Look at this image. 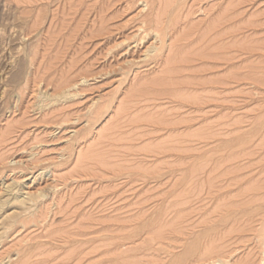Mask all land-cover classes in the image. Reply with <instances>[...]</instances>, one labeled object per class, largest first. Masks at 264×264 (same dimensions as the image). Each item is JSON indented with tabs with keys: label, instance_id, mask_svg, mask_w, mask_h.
<instances>
[{
	"label": "rangeland",
	"instance_id": "rangeland-1",
	"mask_svg": "<svg viewBox=\"0 0 264 264\" xmlns=\"http://www.w3.org/2000/svg\"><path fill=\"white\" fill-rule=\"evenodd\" d=\"M146 1L0 0V264H235L258 248L264 0H168L167 13ZM158 7L182 18L156 34L164 43ZM174 42L195 58L162 88ZM151 44L167 45L158 62ZM205 239L221 255H199Z\"/></svg>",
	"mask_w": 264,
	"mask_h": 264
},
{
	"label": "bare ground",
	"instance_id": "bare-ground-1",
	"mask_svg": "<svg viewBox=\"0 0 264 264\" xmlns=\"http://www.w3.org/2000/svg\"><path fill=\"white\" fill-rule=\"evenodd\" d=\"M142 1H143V0H142ZM153 1H157V2H158V4L154 2L153 4H155V5H156V4L159 5V4L162 3V2H160L161 0H147V1H146V5L148 6V2L151 3V2H153ZM163 1H164V0H163ZM167 1H168V0H166V2H163V4H165L166 6L163 5V4H161V5H163V7L165 6L164 8H166V7H170L169 4H167ZM173 1H175V0H173ZM173 1H172V3H173ZM179 1H180V0H179ZM179 1L177 0L178 5L180 4ZM159 2H160V3H159ZM180 2H181V1H180ZM184 2H185V1H184ZM181 3H182V2H181ZM153 4H152V5H153ZM175 4H176V1H175ZM175 4H174V5L171 4V5L174 6V8H173V6H171V7H172L174 10H176V9L178 10V8H175V6L177 5V4H176V5H175ZM178 5H177V6H178ZM177 6H176V7H177ZM182 6H184V5H182ZM155 7H157V6H155ZM159 7H160V6H159ZM159 7H158V11H159V12H155L156 15H155L154 17H153V15H152V18H151L149 14H148L149 16L146 15V17H149V19L151 18V19L149 20V22H150V25L153 27V28L151 27V28L153 29V31H155V30H156V31L160 30L159 32L155 33V35H156V34H160V32H162V31H163V32H162L161 34L164 35V32H165V35H167V34H169V30H168L167 34H166V30H167V29H170V27H171L170 24L173 22V20H174L176 17H175V18L173 17V14H174V13H173L172 16L168 15V16H169V19H168V16H167L166 13H167V11H169L170 9L168 8V9H169V10H168V9L166 8V11H165L166 13H164V15H165L164 17H167L168 20H167V19H166V20L168 21V23H167V25L164 26L163 24H164L165 22H163V21H164L165 19H164V17L162 16V14H163L162 11H163V10H161V13H160V10H159L160 8H159ZM161 7H162V6H161ZM171 7H170V8H171ZM178 7H179V6H178ZM184 8H185V7H184ZM162 9H163V8H162ZM182 9H183V8H182ZM155 10H156V9H155ZM164 10H165V9H164ZM179 10H180V7H179ZM156 11H157V10H156ZM171 11H173V10H171ZM183 11H185V10H183ZM153 12H154V9H153ZM153 12H152V13H153ZM155 13H153V14H155ZM177 13L180 14L178 11H177ZM177 13H176V14H177ZM182 13H183V12H182ZM178 14H177V15H178ZM182 15H183V14H182ZM161 17H163V18H161ZM179 18H181L180 15H179ZM161 19H164V20H161ZM177 19H178V18H176V21H178ZM181 19H182V18H181ZM181 19H179V21H180ZM142 21H143V20H142ZM145 21H146V20H145ZM161 21H162L163 23H162ZM167 21H166V22H167ZM179 21H178V23H179ZM181 21H182V20H181ZM160 22H161V24H160V26H159V23H160ZM142 23H144V22H142ZM146 23H147V22H146ZM184 23H187V22L184 21ZM184 23H183V24H184ZM165 24H166V23H165ZM173 24H177V22H175V20H174V23H173ZM180 24H181V23H180ZM162 25H163V27H161ZM171 25H172V24H171ZM178 25H179V24H178ZM144 26H146V25L144 24ZM147 26L149 27L148 24H147ZM147 26H146V28H147ZM141 27H143V24L140 26V28H141ZM154 27H156V28H154ZM159 27H160V28H159ZM172 27H173V26H172ZM172 27H171V28H172ZM149 28H150V27H149ZM164 28H165V29H164ZM173 28L175 29V27H173ZM178 28H179V27H178ZM197 28H198V27H197ZM143 29H144V28H143ZM154 29H155V30H154ZM163 29H164L165 31H164ZM174 29H173V30H174ZM176 29H177V28H176ZM176 29H175V30H176ZM188 29H189V28H188ZM191 29H192V28H191ZM195 29H196V28H195ZM141 30H142V29H141ZM151 31H152V30H151ZM170 31H171V30H170ZM195 31H196V30H195ZM144 32H145V31H144ZM175 32H176V31H175ZM175 32H174V34H175ZM190 32H192V30H191ZM197 32H198V31H196V33H197ZM150 33L152 34V32H150ZM153 33H154V32H153ZM183 33H184V32H183ZM183 33H181V34L183 35ZM198 33H199V32H198ZM146 34H147V33H146ZM170 34H171V33H170ZM193 34H195V33H193ZM193 34H192V35H193ZM199 34H200V33H199ZM152 35H153V34H152ZM165 35H164V37H166ZM187 35H188V37H186ZM195 35H196V34H195ZM200 35H201V34H200ZM203 35H204V34H203ZM147 36H148V35H146V36L144 35V37H142V39H139V41H140L141 43H143V40L145 41V39L147 38ZM157 36H160L159 38H160L161 41L164 43V41L162 40V39H164V38H162L161 35H156L155 37L157 38ZM171 36H172V35H171ZM179 36L182 37V39L184 38L183 40L179 38V40L181 41V43H182V41H185V39H187V38L190 40V44H191V42L193 41V40L191 41V39H193V38L190 37V34H187V33H186V36H185V34H184V37L181 36V35H179ZM196 36H197V35H196ZM185 37H186V38H185ZM197 37H198V36H197ZM190 38H191V39H190ZM147 39H148V38H147ZM165 39H166V38H165ZM176 39H177V38H176ZM204 39H206V38H204ZM141 40H142V41H141ZM177 40H178V39H177ZM177 40H175V41H177ZM189 40H186V41L189 42ZM206 40H207V39H206ZM157 41H158V40H157ZM186 41H185V42H186ZM194 41H195V40H194ZM194 41H193V42H194ZM204 41H205V40H204ZM204 41H203V42H204ZM185 42H184V43H185ZM193 42H192V43H193ZM201 42H202V41H201ZM201 42H200V43H201ZM136 43H137V42H136ZM145 43H146V42H145ZM177 43H178V41H177ZM179 43H180V42H179ZM184 43H183V44H184ZM160 44H161V43H160ZM165 44H166V43H165ZM183 44H182V45L180 44V47H179V44H178V47L180 48V50H179L178 47H177L178 49L176 48V44H175V42H174L175 49H176L175 51H174V48L172 49V47L170 46V47H171V48H169L170 51H171V49H172V51H174V52L171 53V55L167 57V59H166L167 61L165 62L166 65L164 64V67H165V68L163 67L164 69L162 68V70H161L162 72H165V74H166L167 76H166V77H163V74H161L163 78H162V77H158L157 79H155V81H156V80H157V81H156V82L154 81L153 84H155V83L158 82V84L160 83V84L162 85V88H163L164 86L166 87L167 84H170V81H171V84H172V78H173V77H176L177 80H178V76H180L178 73H177L178 76H175V73H176V71L178 70V68H180V69L182 70V68H181V64H182V66H183V68H184V67H185L184 65H185L186 63L188 64L189 61H190V60L188 59V57L193 56V57H191L190 59L195 58L193 54H192V55H188V54H189L188 52H191L192 49H193V47H192V49L190 48L191 51L186 52V51L183 49V48H185ZM185 44H186V47H188V43H185ZM197 44H198V43H197ZM172 45H173V43H172ZM192 45H193V44H192ZM198 45H199V44H198ZM198 45H197V47H198ZM200 45H201V44H200ZM141 46H142V45H141ZM139 47H140V45H139ZM158 47H159V48H158ZM158 47H157V44H156V48L154 47V45L152 46V44H151L150 48L147 47V48H148V49H147L148 52L145 53V54H147V55H145V56H146V59H145V60H148V59L151 60V58L154 59V56H155V55H156V56H155V59H156L157 56H160V54L158 55L157 52L159 51V53H160V49H162V51H163V50L167 47V45H165V47H164V45H163L164 48L162 47V45H158ZM161 47H162V48H161ZM194 47H195V45H194ZM203 47H204V44H203ZM181 48H182V49H181ZM195 48H196V47H195ZM195 48H194V50H195ZM199 48H200V47H199ZM139 49H140V48H139ZM147 50H146V51H147ZM197 50H198V49H197ZM201 50H202V49H201ZM204 50H205V49H204ZM162 51H161V54H162ZM202 51H203V50H202ZM153 52H155L156 54H155V55H154V54L151 55V53H153ZM164 52H165V51H164ZM164 52H163V53H164ZM192 52H193V51H192ZM192 52H191V53H192ZM203 53H204V52H203ZM168 54H169V53H168ZM197 54H198V53H197ZM197 54H196V58H197V57L200 58V56L203 55V54L200 53L201 55H200V56H197ZM163 55H164V54H163ZM163 55H162V56H163ZM150 56H152V57L149 58ZM202 57H203V56H202ZM202 57H201V59H202ZM147 58H148V59H147ZM162 58H163V57H162ZM155 59H154V60H155ZM157 59H158V58H157ZM157 59H156V61H157ZM145 60H144V61H145ZM149 60H148V61H149ZM158 60H160V59H158ZM163 60H165V59H163ZM184 60H186V61L189 60V61L186 62V61H184ZM197 60H199V59H197ZM148 61H147V62H148ZM151 61H153V60H151ZM156 61H155V62H156ZM181 61H184V65H183V63H182ZM191 61H192V63H193L194 59H192ZM191 61H190V62H191ZM157 62H158V61H157ZM180 62H181V63H180ZM185 62H186V63H185ZM192 63H191V64H192ZM159 64H160V62H159ZM162 65H163V64H162ZM179 65H180V67H179ZM188 65H189V67H190V64H188ZM189 67L186 65L185 68H189ZM184 70H185V69H184ZM184 70H183V71H184ZM187 70H188V69H187ZM179 71H180V70H178V72H179ZM179 73H180V72H179ZM183 73H184V72H183ZM177 74H176V75H177ZM180 74H181V73H180ZM170 75H171V76L173 75V77H171ZM184 75H185V74H184ZM182 79H183V78H182ZM174 80H175V78H174ZM177 80H176V81H177ZM176 81H175V82H176ZM179 81H181V80H179ZM179 81H178V82H179ZM175 82H174V84L178 83V82H176V83H175ZM179 84H180V83H179ZM161 85H160V86H161ZM172 86H173V85H172ZM172 86H171V87H172ZM180 86H181V84H180ZM188 86H189V85H188ZM197 86H199V85H197ZM201 86H202V85H201ZM142 87H143V86H142ZM150 87H152V86H150ZM155 87H156V86H155ZM165 87H164V88H165ZM173 87H174V86H173ZM193 87H194V86H193ZM146 88H147V87H146ZM156 88H157V87H156ZM158 88H159V86H158ZM169 88H170V86H169ZM189 88H190V87H188V89H189ZM143 89H144V88H143ZM143 89H140V90H143ZM151 89H152V88H151ZM153 89H155V88H153ZM153 89H152V90H153ZM160 89H161V88H160ZM160 89H159V92H160ZM173 89H174V88H173ZM177 89H178V88H177ZM140 90H139V91H140ZM168 90H169V89H168ZM168 90H167V91H168ZM175 90H176V89H175ZM144 91H146V89H145ZM144 91H142V92H144ZM147 91H148V89H147ZM161 91H162V89H161ZM163 91H164V90H163ZM169 91H170V90H169ZM140 92H141V91H140ZM154 93H155V92H154ZM165 93H166V92H165ZM143 94H144V93H143ZM143 94H141L142 98H143V96H144ZM145 94H146V93H145ZM152 94H153V93H152ZM158 94H159V93H158ZM166 94H167V93H166ZM149 95H150V94H149ZM139 96H140V95H139ZM144 97H145V96H144ZM139 98H140V97H139ZM133 101H134V100H133ZM124 112H125V111H124ZM96 114H97V113H96ZM101 114H102V113H101ZM97 115H98V117H99L100 114H97ZM259 128H260V127H259ZM259 128H257V129H259ZM260 129H261V128H260ZM256 131H257V130H256ZM262 131H263V129H262ZM262 131L259 130L258 132L261 133ZM254 132H255V130H254ZM258 132H257V134L255 133L257 136H258V134H259ZM252 133H253V132H252ZM253 135H254V134H253ZM260 135H261V134H260ZM240 139H241V138H240ZM241 140H243V139H241ZM243 141H244V140H243ZM238 142H239V141H238ZM250 142H251V141H250ZM263 142H264V141H263ZM237 144H238V143H237ZM242 144H243V143H242ZM244 144H245V142H244ZM246 144H248V143H246ZM261 145H262V144H261ZM262 146H263V145H262ZM244 147H245V146H244ZM259 147H260V146H259ZM238 148H239V145H238ZM246 148H247V147H246ZM253 148H254V146H253ZM261 148H262V147H261ZM263 148H264V147H263ZM241 149H242V148H241ZM247 149H248V148H247ZM249 149H250L251 151H253L255 148H254V149H251V147H250ZM235 150L238 151L239 149H238V150L235 149ZM235 150H234V151H235ZM242 150H244V149H242ZM255 150H257V149H255ZM261 150H262V149H261ZM245 151H246V150H245ZM262 151H264V150H262ZM262 151H261V152H262ZM239 152H240V151H239ZM239 152H238V154H239ZM261 152H260V153H261ZM234 153H235V152H234ZM234 153H233V154H234ZM242 153H243V152H242ZM248 153L251 154V152H248ZM252 153H253V152H252ZM257 153H258V152H257ZM240 154H241V153H240ZM244 154H245V153H243V155H244ZM249 154H248V155H249ZM234 155H235V154H234ZM236 155H237V154H236ZM236 155H235V157H237ZM243 155H242V156H243ZM246 155H247V154H246ZM246 155H245V156H246ZM251 155H252V154H251ZM251 155H250V156H251ZM231 156H232V154H231ZM245 156H244L245 160H244L242 157L239 156L240 158H242V159L244 160V163H245V161H246V157H245ZM250 156H249V157H250ZM253 156H254V155H253ZM253 156H252V157H253ZM257 156L259 157V153H258ZM260 156H261V155H260ZM252 157H250V160H251ZM254 157H256V156H254ZM262 157H263V156H262ZM220 158H221V157H220ZM222 158H223V157H222ZM240 158H239V159H240ZM263 158H264V157H263ZM224 159H225V158H224ZM227 159L230 160L229 156H228ZM255 159H256V158H255ZM243 160H242V161H243ZM232 161H238V160H236V158H234V160H232ZM251 161H252V160H251ZM263 161H264V160H263ZM248 162H249V161H247L246 163H248ZM252 162H253V161H252ZM259 162H261V161H259ZM236 163H237V162H236ZM261 163H263V162H261ZM249 164H250V163H249ZM252 165H253V164H252ZM255 165H256V164H255ZM257 165H258V164H257ZM259 165H260V163H259ZM241 166H242V165H241ZM246 167H249V166L247 165ZM252 167H254V166H252ZM238 168H240V167H238ZM238 168H237V169H238ZM242 169L244 170V167H243ZM247 169H248V168H246L245 170H247ZM256 169H257V168H256ZM256 169H255V170H256ZM245 170H244V171L241 170L242 173H243V172H246ZM248 170H249V169H248ZM248 170H247V171H248ZM237 171H238V170H237ZM251 171H252V170H251ZM261 171H262V170H261ZM255 172H257V171H255ZM255 172H253V173H255ZM238 173H241V172L238 171ZM242 173H241V174H242ZM246 173H247V172H246ZM258 173H259V172H258ZM258 173H257V174H258ZM250 174H251V172H250ZM257 174H256V175H257ZM261 174H263V173H261ZM236 175H238V174H236ZM239 175H240V174H239ZM248 176H250L249 173H248ZM248 176H247V177H248ZM262 176H263V175H262ZM242 177H243V174H242ZM242 177H241V178H242ZM232 178H233V176H232ZM232 178H231V179H232ZM234 178H235V177H234ZM237 178H238V176H237ZM237 178H236V179H237ZM239 178H240V177H239ZM239 178H238V180L241 181V178H240V179H239ZM249 178H250V177H249ZM249 178H248V179H249ZM263 178H264V177H263ZM242 179H243V178H242ZM246 179H247V178H246ZM248 179H247V180H248ZM261 179H262V178H261ZM249 180H250V179H249ZM230 181H231V180H230ZM235 181H236V180L233 181V179H232V182H233V183H234ZM237 182H238V181H237ZM243 182H244V181H243ZM245 182H246V181H245ZM255 182H256V180H255ZM240 183H241V182H240ZM248 183H249V181H248ZM248 183H247V184H248ZM252 183H253V182H252ZM252 183H251V184H252ZM230 184H231V183H230ZM237 184H238V183H237ZM243 184H244V183H243ZM233 185L235 186V184H233ZM249 185H250V184H249ZM253 185H255L256 188L259 187L258 185H261V186H262V184H257V185H256V184H252V187H254V188H252V187L249 188V186H248V188H246V190L249 189V192L252 193V192H251V191H252L251 189H253V190L255 189V191H258V190H260V188H263V187H259L258 189H256L255 186H253ZM242 186H243V185H242ZM242 186H241V187H242ZM245 186H246V185H245ZM257 186H258V187H257ZM237 187L239 188V186H237ZM239 189H240V188H239ZM261 190H262V189H261ZM263 190H264V188H263ZM14 191H15V190H13V192H14ZM13 192H12V190L9 191L10 194H12ZM15 192H16V191H15ZM18 192H19V191H18ZM20 192H21V190H20ZM249 192H247V194H250ZM259 192H262V191H259ZM259 192H256V193H255V192L253 191L252 194H254V196H256L255 199H256L257 197H259V196H257V195H260V194H261V193H259ZM16 193H17V192H16ZM16 193H13V194L15 195ZM239 193H240V192H239ZM241 193H242V191H241ZM257 193H258V194H257ZM7 194H8V192H7ZM10 194H8V195H9L8 198H10V196L13 195V194H12V195H10ZM24 194H25V193H23V194L18 193L16 196H14V197L12 196L11 199H8V198H7V199H8V204H9L10 202H12V203H16V204H17V203L28 204V203H29L28 201H31V200H32L31 202H34L33 199H32L33 197L30 196L29 193H27V196H25ZM31 194H32V193H31ZM247 194H246V197L248 198V195H247ZM36 195H37V194H36ZM261 195H262V194H261ZM34 196H35V194H34ZM39 196H40V195H39ZM238 196H239V194H238ZM250 196H253V195L250 194V195H249V199H250ZM260 197H261V196H260ZM244 199H245V197H244ZM249 199H248L247 201H249V202L251 203V200H249ZM255 199H254V197H252V200H255ZM257 199H258V201H259V199L261 200V198H257ZM257 199H256V201H257ZM34 200H35V199H34ZM35 201H36V200H35ZM1 202H2V201H1ZM4 202H6V200H5ZM259 202H260V203H257V202H256V203H257V206H253V205H255V203L252 201V203H254V204L251 205V206L253 207V209H254V207H255L256 210H257V207H258V211L255 212V213H256L257 215H260V216H258V217H262V219H260V221H259V220L257 219L258 217L256 216L257 218H256V217H255V218H256L257 221H255V220H254V219H255L254 217H250V220H251V218H252V219L254 218L253 220H254L255 222H260V223H261V228H262V229L259 231V233H258L257 236H256V237L259 238V240H258V243H260L259 246H258L259 249L257 248V249H258V250H257V249L255 248L256 251H254L253 247H251V248L253 249V252H252V249H251V252H252V253H250L252 256L249 255V256L246 257L245 259H242V260L239 261V262L237 261V263H235V264H264V200H263V196H262V203H261V201H259ZM12 203H11V204H12ZM245 203H246V202H245ZM252 203H251V204H252ZM4 204H5V203H4ZM6 204H7V202H6ZM6 204H5V205H6ZM16 204H15V205H16ZM248 204H249V203L246 204V207L248 206ZM19 205H20V204H19ZM21 205H22V204H21ZM12 206H13V205H12ZM23 206H24V205H23ZM28 206H29V205H28ZM30 206H31V205H30ZM32 206H33V205H32ZM243 206H244V205H243ZM236 207H237L236 209H238V207H239V206H237V203H236ZM249 207H250V206H249ZM234 208H235V205H234ZM241 208H242V207H241ZM250 208H251V207H250ZM250 208H248L249 211H251ZM28 209H29V208H28ZM228 209H229V208H227L226 210H228ZM244 209H245V207H244ZM246 209H247V208H246ZM248 209H247V210H248ZM222 210H223V209H222ZM222 210H221V211H222ZM232 210H233V209H232ZM254 210H255V209H254ZM224 211H225V210H224ZM234 211H235V210H234ZM239 211H240V212L242 211V213H244V210H241V209H240ZM227 212H228V211H227ZM232 212H233V211H232ZM252 212H253V211H252ZM223 213H224V212H223ZM225 213H226V212H225ZM225 213H224V215H225ZM238 213H239V212H238ZM242 213H241V214H242ZM234 214H236V211H235ZM253 214H254V213H253ZM3 215H4V214H3ZM9 215H10V214H9ZM236 215H237V214H236ZM236 215H235V217H236ZM5 216H8V215L5 214ZM221 216H222V215H221ZM226 216H227V215H226ZM239 216H241L240 213H239ZM21 217H23V216H21ZM223 217H224V216H223ZM19 218H20V217H19ZM224 218H225V217H224ZM227 218H230V217H226L225 221L227 220ZM238 218H239V217H238ZM243 218H244V217H243ZM248 218H249V217H248ZM22 219H23V218H22ZM24 219H25V218H24ZM24 219H23L22 222H24ZM230 219H231V218H230ZM232 219H233V218H232ZM236 219H237V218H236ZM241 219H242V218H241ZM241 219L239 218V222H240ZM20 220H21V218H20ZM26 220H27V219H26ZM217 220H218V219H217ZM220 220H221V219H220ZM234 220H235V219H234ZM246 220H247V219H246ZM225 221H224V222H225ZM229 221H230V220H229ZM229 221H228V224H232V223L234 222L233 220H231L232 222L230 221L231 223H230ZM241 221H242V220H241ZM244 221H245V220H244ZM251 221H252V220H251ZM213 222H214V221H213ZM216 222H217V221H216ZM236 222L238 223V220L235 221V223H236ZM248 222H249V221H248ZM248 222H247V223H248ZM24 223H25V222H24ZM208 223H209V222H208ZM244 223H245V222H244ZM251 223H253V221H252ZM260 223H259V224H260ZM2 224H3V223H2V221H1V225H2ZM212 224H213V223H212ZM214 224H215V223H214ZM226 224H227V223H226ZM238 224L240 225V224H242V223L240 222V223H238ZM249 224H250V222H249ZM11 225L13 226V224H11ZM207 225H208V224H206V226H207ZM210 225H211V224H210ZM215 225L217 226V224H215ZM218 225H219V224H218ZM223 225L225 226V223H224ZM233 225H234V224H232V226H233ZM235 225H237V224H235ZM239 225H238V226H239ZM245 225H246V224H245ZM252 225H253V224H252ZM255 225H256V224H255ZM257 225H258V223H257ZM3 226H4V224H3ZM3 226H2V228H3ZM6 226H7V225H6ZM6 226H4V228H5ZM226 226H227V225H226ZM232 226L230 225L229 227H232ZM243 226H244V225H243ZM246 226H248V225H246ZM246 226H245V227H246ZM8 227H9V226H8ZM8 227H7V228H8ZM208 227H209V225H208ZM208 227H207V228H208ZM218 227H219V226H218ZM245 227H244V228H245ZM252 227H253V226H252ZM0 228H1V226H0ZM202 228H203V227H202ZM215 228H216V227H215ZM219 228H221V227H219ZM222 228H223V227H222ZM205 229H206V228H205ZM209 229H210V227H209L208 229H206V231H208ZM211 229H213V228H212V225H211ZM228 229H229V228H228ZM235 229H236V228H235ZM252 229H253V228H252ZM257 229H258V228H257ZM259 229H260V228H259ZM2 230H3V229H2ZM5 230H6V229H5ZM231 230H232V229H231ZM233 230H234V229H233ZM250 230H251V229H250ZM255 230H256V229H255ZM0 231H1V230H0ZM198 231L201 232V230H198ZM202 231H203V230H202ZM204 231H205V230H204ZM218 231L220 232V230H218ZM221 231H222V229H221ZM251 231H252V230H251ZM257 231H258V230H257ZM2 232H3V231H2ZM196 232H197V231H196ZM196 232H194V233H196ZM208 232H209V231H208ZM228 232H230V230H229ZM231 232H232V231H231ZM249 232H250V231H249ZM0 233H1V232H0ZM4 233H5V232H4ZM216 233H217V232H216ZM222 233H224V232H222ZM255 233H256V232H255ZM2 234H3V233H2ZM199 234H200V233H198L197 235H199ZM202 234H203V233H202ZM225 234H226V233H225ZM197 235H196V237H197ZM219 235H220V234H219ZM191 236H192V235H191ZM214 236H215V234H214ZM214 236H213V237H214ZM216 236H217V234H216ZM238 236H239V235H238ZM244 236H245V235H244ZM192 237H193V236H192ZM201 237H202V236H201ZM201 237H200V238H201ZM213 237H212V238H213ZM226 237H227V236H226ZM254 237H255V236H254ZM203 238H204V236H203ZM209 238H210V236H209ZM215 238H216V237H215ZM217 238H218V237H217ZM221 238H222V237H221ZM224 238H225V237H224ZM239 238H240V237H239ZM258 238H257V239H258ZM213 239H214V238H213ZM225 239L227 240V238H225ZM237 239H238V238H237ZM237 239H236V240H237ZM257 239H256V240H257ZM201 240H202V239H201ZM207 240H208V238H207ZM252 240L254 241V239H252ZM252 240H251V241H252ZM204 241H206V239L203 240V242H202V241H201V242L207 244V243L210 241V239H209L208 242H204ZM218 241H219V240H218ZM223 241H224V240H223ZM223 241H222V242H223ZM199 242H200V241H199ZM213 242H214V240H213ZM219 242H220V241H219ZM228 242H229V241H228ZM239 242H240V241H239ZM239 242H238L237 244H239ZM202 243H200V245H198V246H197V245H192V246L189 248V250L186 252V254H187L188 256H194L195 253L197 252V249H198V248H200V249L202 248ZM210 243H212V242L210 241ZM210 243L207 244L208 246L206 247V249L204 248V250H205L204 252H206V254H204V252H203L202 250H201V252H203V254H201V252H200V254H199V255H204L206 261L208 260L209 255H215V253L217 252V250L214 251V249L216 248V247H215L216 245L214 246L213 243L210 245ZM223 243H224V242H223ZM223 243H222V244H223ZM225 243H226V241H225ZM225 243H224V244H225ZM253 243H254V242H253ZM214 244H215V242H214ZM219 244H220V243H219ZM229 244H230V243H228V245H229ZM242 244H243V243H241V244H239V245H242ZM255 244H256V243H255ZM228 245H227V246H228ZM239 245L237 246V248L239 247ZM244 245H245V243H244ZM257 245H258V244H257ZM257 245H256V246H257ZM185 246H187V245H185ZM185 246H184V249L186 248ZM204 246H205V245H204ZM204 246H203V247H204ZM217 246H218V245H217ZM230 246H231V244H230ZM235 246H236V244H235ZM250 246H252V245H250ZM232 247H233V246H232ZM254 247H255V246H254ZM217 248H218V247H217ZM222 248H223V247H222ZM229 248H230V247H229ZM233 248H234V247H233ZM237 248H236V249H237ZM240 248H241V246H240ZM202 249H203V248H202ZM219 249H220V248H219ZM231 249H232V248H231ZM198 250H199V249H198ZM220 250H221V249H220ZM228 250H229V249H228ZM232 250H233V249H232ZM213 251H214L215 253H214ZM223 251H226V248H225ZM257 251H258L259 255L261 256L260 259H256V258L254 257L255 255H258V254H257ZM211 252H213V253H211ZM220 252H222V250H221ZM226 252H227V251H226ZM226 252H225V254H226ZM222 253H223V252H222ZM230 253H231V252H230ZM248 254H249V253H248ZM248 254H247V255H248ZM127 255H129V254H126V256H127ZM216 255H221V253H220V254H216ZM216 255H215V256H216ZM222 255H223V254H222ZM226 255L229 256L230 254H229V255L226 254ZM226 255H224V256H226ZM123 256H125V255H123ZM123 256H122V257H123ZM126 256H125V257H126ZM133 256H135V254H134ZM188 256H187V257H188ZM207 256H208V257H207ZM230 256L232 257V255H230ZM233 256H234V255H233ZM125 257H124V259H125ZM128 257H129V256H128ZM181 257H182V256H181ZM200 257H201V256H200ZM213 257H214V256H212L211 259H213ZM219 257H220V260H221V256H219ZM231 257H230V258H231ZM206 258H207V259H206ZM215 258H216V257H215ZM217 258H218V257H217ZM232 258H233V257H232ZM258 258H259V257H258ZM173 259H174V258H173ZM201 259L203 260V258H200V261H199V262H201ZM225 259H226V260L223 261V264H230L228 258L225 257ZM214 260H215V259H214ZM216 260H217V259H216ZM216 260H215V262H216ZM230 260H231V259H230ZM257 260H259V261H257ZM129 261H130V260H129ZM206 261H203V262L205 263ZM125 262H126V261H125ZM127 262H128V261H127ZM130 262H131V261H130ZM173 262H174V261H173ZM195 262H196V261H195ZM195 262H192V263H195ZM203 262H202V263H203ZM213 262H214V261H213ZM230 262H231V261H230ZM132 263H133V262H132ZM134 263H135V262H134ZM139 263H140V262H139ZM187 263H188V262H187ZM192 263H191V264H192ZM206 263H208V261H207ZM206 263H205V264H206ZM217 263H218V262H217ZM120 264H121V263H120ZM123 264H124V263H123ZM125 264H127V263H125ZM141 264H142V263H141ZM150 264H151V263H150ZM176 264H177V263H176ZM189 264H190V263H189ZM195 264H197V263H195ZM215 264H216V263H215Z\"/></svg>",
	"mask_w": 264,
	"mask_h": 264
}]
</instances>
